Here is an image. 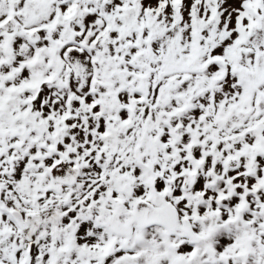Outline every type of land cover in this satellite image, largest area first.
<instances>
[{"label": "snow or ice", "instance_id": "6c2138e0", "mask_svg": "<svg viewBox=\"0 0 264 264\" xmlns=\"http://www.w3.org/2000/svg\"><path fill=\"white\" fill-rule=\"evenodd\" d=\"M0 264H264V0H0Z\"/></svg>", "mask_w": 264, "mask_h": 264}]
</instances>
